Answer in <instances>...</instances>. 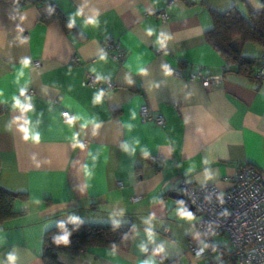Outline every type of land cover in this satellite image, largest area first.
<instances>
[{
    "label": "crops",
    "instance_id": "obj_1",
    "mask_svg": "<svg viewBox=\"0 0 264 264\" xmlns=\"http://www.w3.org/2000/svg\"><path fill=\"white\" fill-rule=\"evenodd\" d=\"M263 6L264 0H0V106L7 109L0 114V187L25 195L0 226V264H43L45 232L69 223L128 225L131 242L127 250L60 255L62 264H235L228 237L206 242L198 211L173 194L182 178L226 190L243 166L264 180V78L227 68L205 38L211 10L236 7L248 15ZM54 9L71 30L41 21ZM109 38L126 52L122 62L103 52ZM237 47L264 64L260 46ZM176 67L223 80L205 88L176 76ZM88 74L98 86L87 84ZM106 81L114 87L106 89ZM25 89L34 90L28 100L18 97ZM143 105L165 126L142 122ZM190 243H208L211 251L197 256Z\"/></svg>",
    "mask_w": 264,
    "mask_h": 264
},
{
    "label": "built area",
    "instance_id": "obj_2",
    "mask_svg": "<svg viewBox=\"0 0 264 264\" xmlns=\"http://www.w3.org/2000/svg\"><path fill=\"white\" fill-rule=\"evenodd\" d=\"M162 21L168 19V14L162 12ZM103 52L111 54L112 58L122 62L126 52L119 42L109 38L102 46ZM111 50H115L112 53ZM79 58L72 59L71 64L79 63ZM34 67H39L34 62ZM178 77L187 80H199L203 87L211 88L222 82V75H204L199 72L182 71L179 67L173 70ZM258 81L264 78V67L256 74ZM87 84L98 86L99 80L91 74L87 75ZM111 81L105 82L106 89H112ZM34 94L33 89L21 90L18 97L28 100ZM25 110H30L31 105L25 103ZM6 107L0 106V114L6 112ZM142 122L151 121L159 127L165 126V120L160 114H154L147 105L140 108ZM62 118L70 120V114L64 112ZM156 161V158H151ZM178 191L186 202L200 213L197 228L203 234L205 241L213 236H226L232 249V260L235 264H264V180L261 174L252 167L239 168L230 178V186L220 190L211 184L194 185L184 178L180 179ZM187 250L197 256L208 255L211 247L208 243L200 245L190 243Z\"/></svg>",
    "mask_w": 264,
    "mask_h": 264
},
{
    "label": "trees",
    "instance_id": "obj_3",
    "mask_svg": "<svg viewBox=\"0 0 264 264\" xmlns=\"http://www.w3.org/2000/svg\"><path fill=\"white\" fill-rule=\"evenodd\" d=\"M210 15L213 27L205 33L207 43L223 58L227 68L256 80V74L264 64L257 58L243 56L237 41L264 49V6L258 12L249 10L248 15H243L236 7L224 12L211 10ZM41 21L45 24L57 21L66 31L71 30L57 9L43 16ZM179 67L184 66L181 64ZM19 198L24 199L25 195H16L0 187V226L15 217L13 204ZM130 242L128 225L62 224L45 232L41 259L43 264H62L58 260L60 255L76 257L88 247L127 250Z\"/></svg>",
    "mask_w": 264,
    "mask_h": 264
},
{
    "label": "water",
    "instance_id": "obj_4",
    "mask_svg": "<svg viewBox=\"0 0 264 264\" xmlns=\"http://www.w3.org/2000/svg\"><path fill=\"white\" fill-rule=\"evenodd\" d=\"M173 196H174V198H176L181 203H184V204L186 203V199L180 193H174ZM187 208L192 209V210L194 209V207L192 205H190V204L187 205Z\"/></svg>",
    "mask_w": 264,
    "mask_h": 264
},
{
    "label": "clouds",
    "instance_id": "obj_5",
    "mask_svg": "<svg viewBox=\"0 0 264 264\" xmlns=\"http://www.w3.org/2000/svg\"><path fill=\"white\" fill-rule=\"evenodd\" d=\"M24 131L26 132V136H25V138L27 139V138H28V136H27V130L25 129ZM32 139L38 141V140H39V137H38V136H34V137H32ZM10 259H14V258L10 257Z\"/></svg>",
    "mask_w": 264,
    "mask_h": 264
}]
</instances>
